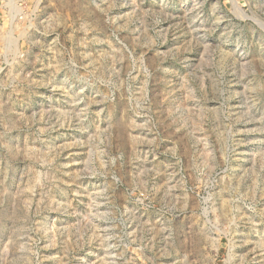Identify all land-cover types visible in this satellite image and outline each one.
<instances>
[{
    "label": "rangeland",
    "instance_id": "obj_1",
    "mask_svg": "<svg viewBox=\"0 0 264 264\" xmlns=\"http://www.w3.org/2000/svg\"><path fill=\"white\" fill-rule=\"evenodd\" d=\"M234 1L0 0V264H264V0Z\"/></svg>",
    "mask_w": 264,
    "mask_h": 264
},
{
    "label": "bare ground",
    "instance_id": "obj_2",
    "mask_svg": "<svg viewBox=\"0 0 264 264\" xmlns=\"http://www.w3.org/2000/svg\"><path fill=\"white\" fill-rule=\"evenodd\" d=\"M234 1V0H233ZM235 2V1H234ZM235 4V3H234ZM235 7V6H234ZM237 7V6H236Z\"/></svg>",
    "mask_w": 264,
    "mask_h": 264
}]
</instances>
